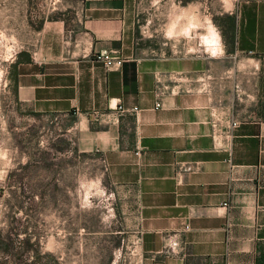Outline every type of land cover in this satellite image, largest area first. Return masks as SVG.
<instances>
[{"label": "crops", "instance_id": "0c3cea01", "mask_svg": "<svg viewBox=\"0 0 264 264\" xmlns=\"http://www.w3.org/2000/svg\"><path fill=\"white\" fill-rule=\"evenodd\" d=\"M135 1L81 0L46 20L13 61L15 103L83 123L78 151L127 197L125 264H264V22L247 5L228 54L166 53L138 43Z\"/></svg>", "mask_w": 264, "mask_h": 264}, {"label": "rangeland", "instance_id": "374dc122", "mask_svg": "<svg viewBox=\"0 0 264 264\" xmlns=\"http://www.w3.org/2000/svg\"><path fill=\"white\" fill-rule=\"evenodd\" d=\"M80 3L0 0V264H125L130 256L127 197L98 156L78 151L83 123L29 112L13 97V61L37 47L46 20L69 18ZM247 5L264 22V0H136L135 36L166 53L226 55L225 16L234 30ZM261 96L264 104V64Z\"/></svg>", "mask_w": 264, "mask_h": 264}, {"label": "built area", "instance_id": "2783aa9c", "mask_svg": "<svg viewBox=\"0 0 264 264\" xmlns=\"http://www.w3.org/2000/svg\"><path fill=\"white\" fill-rule=\"evenodd\" d=\"M95 59L102 61V63L104 64V66L106 68H114V67L118 68V67H120V65L122 64V62L124 60L120 55L114 54L112 52L97 53L95 55ZM199 81H201V83L204 82L203 80H199ZM201 88L205 89L206 88V84H204ZM160 104H161L160 101H158V102L155 103L154 107L157 108V107L160 106ZM131 110L132 111H136L137 107L134 106V107H132ZM227 120H228L229 128H232V127L237 125L236 121H233L231 119H227ZM217 124L218 123H217L216 119L211 122V127L213 128L214 136H216L215 135V131H216ZM227 134L229 135L230 132H227ZM137 241L138 240L135 239L133 242H137Z\"/></svg>", "mask_w": 264, "mask_h": 264}, {"label": "trees", "instance_id": "16d2710c", "mask_svg": "<svg viewBox=\"0 0 264 264\" xmlns=\"http://www.w3.org/2000/svg\"><path fill=\"white\" fill-rule=\"evenodd\" d=\"M225 17L227 18L228 26L230 28L229 30L231 32V34H230V44L233 46L234 45V36L235 35H234V30L232 28H233V25H234V19H233L232 15H226ZM25 241L28 243L29 242L28 238L25 239ZM2 250L4 252H8L7 251L8 250V245H5L4 247H2ZM39 264H48V263L43 262V263H39ZM56 264H58V263H56Z\"/></svg>", "mask_w": 264, "mask_h": 264}]
</instances>
